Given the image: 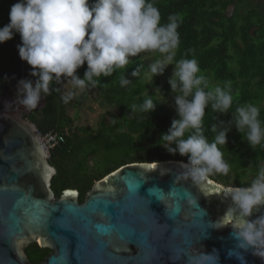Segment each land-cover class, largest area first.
Wrapping results in <instances>:
<instances>
[{"label":"water","instance_id":"water-1","mask_svg":"<svg viewBox=\"0 0 264 264\" xmlns=\"http://www.w3.org/2000/svg\"><path fill=\"white\" fill-rule=\"evenodd\" d=\"M20 65L22 80L25 61ZM16 94L0 95V264H202V254L213 250L218 264H264L238 249L232 235L237 214H228L227 189L236 186L211 178L194 184L184 161L128 163L96 181L82 202L74 189L56 197V169L25 118L32 110ZM45 103L42 95L36 109ZM153 162L155 170L142 167ZM259 215L264 208L250 219ZM35 242L50 250L40 263L25 252Z\"/></svg>","mask_w":264,"mask_h":264},{"label":"trees","instance_id":"trees-1","mask_svg":"<svg viewBox=\"0 0 264 264\" xmlns=\"http://www.w3.org/2000/svg\"><path fill=\"white\" fill-rule=\"evenodd\" d=\"M18 0H0V28L7 25L11 6ZM94 0H90L93 3ZM159 9L161 24L168 22L170 14L182 19L178 28L180 45L176 60L182 58L198 61L209 88L223 87L230 82L233 104L228 114L211 109L205 110L203 134L211 143L215 133L212 125L230 128L227 145H218L229 172L213 174L209 178L226 185L247 187L264 165V143L251 147L246 134L235 128L233 114L239 106L253 104L259 109V119L264 127V0H151ZM247 4L245 9H239ZM22 43L19 33L13 39L0 43V95L16 91L21 80V65L18 45ZM24 79L33 82L32 68L25 61ZM146 64L138 57L129 58V63L112 76H100L94 88L102 102V113L95 125L81 124L78 116L70 113L82 101L75 97L65 104L61 95L65 83L51 87L43 96L46 103L34 109L25 118L33 123L40 133L51 131L65 135L63 143L49 152V163L55 167L51 188L56 197L66 189L79 193V201L94 183L122 165L133 162L179 160L188 162L187 156L178 152L173 155L159 141L170 129L173 120L179 119L175 106L161 102L151 88L171 91L169 80L155 79L144 82L141 74ZM87 64L77 70L83 78ZM139 70L138 75L132 73ZM121 77L130 83L121 86ZM211 79V81H210ZM91 86V85H89ZM93 87V86H92ZM239 93L237 95L236 93ZM148 98L156 103L152 112L132 111ZM223 121V124H221ZM190 133L185 134V138ZM244 137V138H242ZM172 147H175L173 144ZM234 178V179H233ZM31 263L42 262L50 250L36 242L25 248Z\"/></svg>","mask_w":264,"mask_h":264},{"label":"clouds","instance_id":"clouds-1","mask_svg":"<svg viewBox=\"0 0 264 264\" xmlns=\"http://www.w3.org/2000/svg\"><path fill=\"white\" fill-rule=\"evenodd\" d=\"M9 21L0 28V43L19 33L22 41L17 46L19 56L31 66L30 75L37 78L35 82L30 79L18 82L15 99L25 109H36L42 94L60 92L59 88L51 87L54 82L70 86V90L61 95L67 104L77 91L96 86V78L112 76L124 68L130 57L141 53L158 54L148 69L154 79L169 65H174L168 83L175 94V110L180 117L173 120L159 143L173 155L178 152L188 157V162L183 164L184 175L194 184L207 181L210 175L229 172L218 145H227L231 129L213 124L215 137L210 143L202 128L209 105L215 112L228 114L233 104L231 84L226 82L223 87L209 88L195 58L175 59L180 45L178 28L182 23L178 15L170 14L168 22L161 24L160 11L151 0H94L93 3L90 0H18L11 6ZM85 63L87 69L81 78L77 70ZM138 73L136 70L132 75ZM129 83L127 78L121 77V86ZM155 108L156 103L148 98L139 108L133 105L131 110L152 112ZM259 115V109L253 104L239 106L233 114L235 128L246 134L253 148L264 143V127ZM186 133H190L187 138ZM158 163H151L153 170ZM227 197L232 201L228 214H237L231 225L237 248L251 250L264 260V215L250 219L254 210L264 208V165L249 186L228 188ZM190 203L198 207L196 201L190 200ZM213 251L214 254H202V264H213V261L218 264L219 256ZM229 255H234V251ZM236 256L243 262L241 254Z\"/></svg>","mask_w":264,"mask_h":264},{"label":"rangeland","instance_id":"rangeland-1","mask_svg":"<svg viewBox=\"0 0 264 264\" xmlns=\"http://www.w3.org/2000/svg\"><path fill=\"white\" fill-rule=\"evenodd\" d=\"M246 6L247 4H241L239 9L243 10L246 8ZM138 56L143 61V63L146 64V67L141 74V79L144 82L149 83L155 79L166 81L172 77L174 65H169L162 75H158L153 79L148 69V65L158 57V54L141 53ZM130 58L132 59L135 57ZM63 90L64 92L70 90V86H66V84H64ZM151 90L155 92L156 96L161 102H164L169 106H175V94L172 92V90L168 91L167 93H164L162 90V92H160L156 87L151 88ZM74 97L75 99H79L80 101H82V105H78V108H71L70 113L73 116H78V122L81 124L95 125L96 122L100 119L102 113V102L96 89L92 86H88L83 91H77V94Z\"/></svg>","mask_w":264,"mask_h":264},{"label":"built area","instance_id":"built-area-1","mask_svg":"<svg viewBox=\"0 0 264 264\" xmlns=\"http://www.w3.org/2000/svg\"><path fill=\"white\" fill-rule=\"evenodd\" d=\"M36 132L48 153L51 149L61 145L63 143V140H65V135L60 132L51 131L44 134L40 133L38 130H36Z\"/></svg>","mask_w":264,"mask_h":264},{"label":"snow or ice","instance_id":"snow-or-ice-1","mask_svg":"<svg viewBox=\"0 0 264 264\" xmlns=\"http://www.w3.org/2000/svg\"><path fill=\"white\" fill-rule=\"evenodd\" d=\"M142 167H144V168H147V169H153L154 168V165H152V164H147V165H143ZM208 184H212V181H208ZM217 191H219V189H217ZM69 195L70 196H75L76 195V193L75 192H71V193H69ZM230 215V214H229ZM98 227V229L99 230H101V231H107V229H103L101 226H97Z\"/></svg>","mask_w":264,"mask_h":264},{"label":"flooded vegetation","instance_id":"flooded-vegetation-1","mask_svg":"<svg viewBox=\"0 0 264 264\" xmlns=\"http://www.w3.org/2000/svg\"><path fill=\"white\" fill-rule=\"evenodd\" d=\"M50 253V252H49Z\"/></svg>","mask_w":264,"mask_h":264}]
</instances>
